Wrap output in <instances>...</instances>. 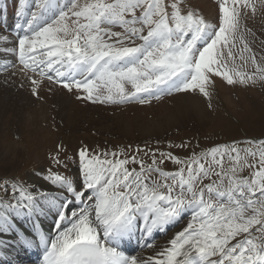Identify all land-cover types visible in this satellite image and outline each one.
I'll return each instance as SVG.
<instances>
[{
  "label": "snow or ice",
  "instance_id": "snow-or-ice-1",
  "mask_svg": "<svg viewBox=\"0 0 264 264\" xmlns=\"http://www.w3.org/2000/svg\"><path fill=\"white\" fill-rule=\"evenodd\" d=\"M18 2L24 20L16 25L23 32L17 34L18 62L38 98L43 80L100 104H145L157 94L189 91L210 101L215 77L233 86L264 82V66L241 31V15L256 12L251 0H218L216 23L188 0H36L30 16L23 11L26 0ZM247 143L256 149L233 142L187 160L161 152L159 162L153 153L147 166L136 156L112 152V159L109 153L102 159L80 147L78 178L51 169L43 177L62 191L51 200L54 232L34 225L44 246L42 264H264V139ZM62 147L52 157L58 166ZM165 160L180 167L165 171L158 166ZM11 187V201L0 202V233L12 230L31 246L34 237L15 231L13 213L38 214V197L22 185ZM186 211V226L154 256L119 251L120 240L137 227L148 235Z\"/></svg>",
  "mask_w": 264,
  "mask_h": 264
},
{
  "label": "bare ground",
  "instance_id": "bare-ground-1",
  "mask_svg": "<svg viewBox=\"0 0 264 264\" xmlns=\"http://www.w3.org/2000/svg\"><path fill=\"white\" fill-rule=\"evenodd\" d=\"M33 2L36 3V0H26L23 9L25 15L30 16L31 11L36 10L35 5L33 7ZM18 9V0H0V37L8 38L6 41L0 39V54L10 56L6 62L0 61L1 174L16 169L25 158L24 141H20L19 144L12 139L6 140L7 136L14 132L24 135L26 142H29L30 146H34L37 145L35 142L41 144L45 141L56 142V134L51 130L58 128L59 139H66L71 147L74 141H78V139L89 137L94 139L96 136L89 134V130L92 128L100 131L109 130L112 132L110 135H116L119 140L134 142L146 141L150 138L160 139L161 136L159 135L165 136L168 130L173 128L176 123L183 122L185 118L192 117L191 122L195 126L199 125L200 121L206 120L208 108L203 95L198 91L182 92V94L173 96L170 104L159 103L151 108L143 105L144 108H140L137 107V104L104 105L91 101L83 104L79 103L80 100L74 99V94H69L63 88L60 89L55 84L43 80L44 86L39 90V98L34 96L31 92L30 83L25 78L24 73L20 71L22 66L18 62L16 35L18 33L23 34V32L17 29L16 25L24 23V20L17 16ZM49 86L51 91H49ZM227 102L230 106L232 105L229 98H227ZM172 103L171 108L167 106ZM154 108L156 109L154 110ZM118 109L122 111L113 114ZM149 114H151V118L147 117ZM108 136V133L100 134L95 139H99L101 142L112 141L113 138ZM134 148L136 147L134 146ZM28 179L47 198L38 199L41 205L38 206L40 211L36 215H28L26 209L19 210V214L13 213L15 231L31 233L34 237L31 244L32 250L39 255V258L43 259L44 249L39 248L41 243L38 235H36L34 225H38L45 234L54 232L53 221L56 209L52 206L51 200L58 199L61 191H56L53 186L32 175ZM142 223V220L138 221V225ZM173 224L174 221L167 225ZM145 236L148 237L149 241L153 240L156 237V232L153 231L146 235L140 231V227H137L132 235L120 240L121 248L119 251L125 255L137 256L141 259L153 256L150 253L151 250L147 251L144 248L149 243V241L144 242ZM0 242H2L0 243V264H15L18 257L14 254V250L21 249L23 245L19 242V237H16L15 232L10 230L8 233H0ZM37 261L29 259L27 264H39ZM19 264H24V262Z\"/></svg>",
  "mask_w": 264,
  "mask_h": 264
},
{
  "label": "rangeland",
  "instance_id": "rangeland-1",
  "mask_svg": "<svg viewBox=\"0 0 264 264\" xmlns=\"http://www.w3.org/2000/svg\"><path fill=\"white\" fill-rule=\"evenodd\" d=\"M188 2L191 6L196 7L210 22L216 23V18L219 12L218 0H188ZM251 2L255 4L256 12L253 14L249 9L247 10L246 15H241V31L243 32L244 39L251 46L252 51L256 54L258 62L264 66V59H261V57H264V4L261 3V0H251ZM114 30L120 31L121 29L116 28ZM241 47L242 45L239 41H237V46L233 49L234 54L238 55ZM240 63L238 60L236 61L237 65ZM247 70L252 71L251 66H249ZM214 79L215 83L209 87L211 100L209 101L208 98L203 96L207 105L206 107L208 108L206 120L200 121L199 125L195 126V124L191 122L192 117L185 118L183 122L176 123L173 128L168 130L165 136L159 135L161 136L159 137L160 139L150 138L146 141L127 142L117 139L119 137L116 135H110L112 132L109 130L100 131L92 128L89 130V134L95 135V138H97L100 134L103 135L108 133V137L113 138V140L107 142L102 141L104 142L102 143L99 139L94 138V140L91 137L87 139L82 138L78 139V141H74L70 147L66 139H59V133H57L59 129L54 127V129H52L50 127L52 129L51 131L56 134V142L49 143L45 141L43 144L35 142L37 145L30 146L29 142H26L24 139V135H20L18 132L8 135L6 140L12 139L19 144L20 141H24L26 153L25 158L20 162V165L16 169L2 174L0 173V202L11 201V197L13 195L11 186L14 183L24 186L38 197V190L34 189L36 187L34 183L28 179V177L32 175L35 178L44 180L43 177L48 175L49 169L67 177H72L74 179L78 178L79 161L77 149L83 146H87L91 151H94L97 154L100 153L102 159L104 158V153H109L110 155L114 149L118 151L122 149L125 151L127 150L126 153L128 152L127 154L129 156H134L136 149H138L142 153H139V157H137V159H146L149 164L152 163L153 153H155V158L158 162L161 159V152H170L172 155L177 156L182 160H187L193 153H203L218 145H232L233 142H236L235 146L238 148L244 149L251 147L255 150L257 145H249L247 141L264 139V82L258 81L255 85L246 88L239 84L235 86L228 85L220 77H215ZM55 85L58 88L61 87L58 84ZM128 87L130 89V86ZM69 94H74L73 97L75 100L77 99V95H84V93ZM178 94H182V92H173L171 95L157 94L158 98H151L149 99V102L145 104H140L135 101L124 104H137V107L139 106L140 108H151L155 107L159 103H169L170 100H173L171 98ZM227 98L232 101L231 106L228 104ZM78 100H80L79 103L81 102L83 104L90 102L86 99H77L76 101ZM209 103L212 104L211 108L208 107ZM167 106L171 108L173 103ZM119 109L115 110L113 114L122 111ZM155 109L156 108H154V110ZM147 117L151 118V114ZM40 139L42 138L40 137ZM58 145L63 146L62 150H59V159L62 161V165L60 166L54 164L52 160V157L57 156ZM181 145L184 146L181 147ZM134 146L136 148H134ZM69 157H71V159H69ZM119 158L123 159L126 157L122 156ZM135 166L137 167L139 165L135 164ZM158 166L169 172L175 171L180 167L179 165L174 164L171 160H165L164 164ZM227 166V157H225V167ZM127 167L130 169L134 168L132 163H129ZM169 167H171V169ZM248 173L249 170L245 169L241 174L247 175ZM47 182L51 183L50 181ZM204 182L207 183L208 181L206 180ZM5 186H7V189ZM56 188L61 191L58 187ZM190 215V211H187L179 218L178 222L174 224L172 228H168L165 232L163 230L159 233L161 236H158L153 242H151L149 244L151 247H148L146 250H151L150 253L154 252V254H156V252L159 253L165 247H168V242L173 238L175 233L182 230L183 227L186 226L188 220L190 219Z\"/></svg>",
  "mask_w": 264,
  "mask_h": 264
}]
</instances>
